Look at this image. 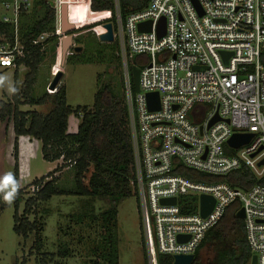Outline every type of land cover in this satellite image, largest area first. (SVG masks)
I'll use <instances>...</instances> for the list:
<instances>
[{"label":"built area","instance_id":"1","mask_svg":"<svg viewBox=\"0 0 264 264\" xmlns=\"http://www.w3.org/2000/svg\"><path fill=\"white\" fill-rule=\"evenodd\" d=\"M89 4L85 0L76 7L102 13L92 12ZM30 5L31 0L3 4L11 15H1L0 21L13 26L15 39L12 45L0 44V68L14 67L23 56L18 16ZM53 9L59 37L63 33ZM103 13L99 21L110 19V12ZM162 20L164 32L158 36ZM84 23L72 25L88 26ZM115 25L147 264H157V254L170 256L172 264L175 256L194 259L206 232L233 203L243 210L251 257L264 264V164L259 165L264 160V0H148L124 18L116 5ZM140 25L150 30L139 31ZM136 56L131 68L139 69V93L128 72ZM154 93L158 109L150 111L147 95ZM233 135L251 138L232 148ZM242 167L257 180L246 190L224 181ZM185 170L206 180L185 176ZM202 195L213 199L205 217L200 215ZM171 199L174 205L160 203Z\"/></svg>","mask_w":264,"mask_h":264},{"label":"trees","instance_id":"2","mask_svg":"<svg viewBox=\"0 0 264 264\" xmlns=\"http://www.w3.org/2000/svg\"><path fill=\"white\" fill-rule=\"evenodd\" d=\"M6 0L4 2H8ZM34 7L42 12L40 18L34 20L32 24L21 23V18L27 14L29 9L21 10L18 16L17 40L22 47V57L15 59V67L24 66L25 84L22 93L19 94L17 81L14 77L15 86L11 99L0 101V121L12 117L13 127L16 136H27L36 139L41 144L42 158L47 162L61 161L56 168L39 179H35L29 187H34L33 196L24 201L23 210L18 214V207L21 199V190L18 188L14 199L11 201L14 206L13 232L27 238L33 234L34 241L30 248L29 256L32 253L38 255L36 261L41 264L47 262L60 264L56 259L67 257L68 247L61 245L55 253H43L42 233L44 225L40 218L29 220V216L35 214L36 207L53 196H74L80 198H90V200H107L108 207L99 214L103 233L100 235V242L93 249L94 255L99 257L100 262L93 260L89 264H118V240H117V207L119 203L130 197L137 199V189L135 182V172L133 165V151L131 145V135L128 120V110L123 88V76L121 70V57L119 54V43L115 25L116 5L122 18L128 13L143 9L148 0H89L92 12L108 11L110 19L81 27L86 30V34H80L72 38V44L82 45L81 52L73 49L66 57V64L75 59L78 63H93L102 61L103 57L90 56L91 51L89 41H84L85 36L92 35L94 25H102V35L106 34L104 24H111L113 41L101 43L100 46L109 52V66L117 64L121 71L120 84L118 90L110 84L101 85L94 94L93 105L76 108L75 114L80 119V124L75 134H67V117L71 113L66 105L64 86L56 85L53 90L46 91L39 97L31 94L32 86L38 66L43 60L44 46H49L52 58L55 57L58 36L55 35V11L46 0H37ZM85 11L83 6L76 7ZM102 17H94L95 21ZM94 21V22H95ZM78 28V29H81ZM77 29V30H78ZM76 31L69 32L68 35L75 34ZM47 37L41 43L33 42L41 35ZM15 39L13 26L0 21V44L12 45ZM75 52V53H73ZM138 56L132 58L128 63V72L131 84V66ZM54 61V60H53ZM58 87V88H57ZM133 92V91H132ZM24 98V104L31 106H43L50 102L51 108L46 113L36 111L21 112L18 106L21 105L20 97ZM72 168L73 180L69 188L57 187L58 178L52 177L55 173H60L64 168ZM224 178L232 187L242 190L248 189L257 180L252 173L242 167L236 173ZM183 175L195 180H206V176L190 170L183 171ZM232 176V177H231ZM196 202L195 197H191ZM0 202L3 207H8L11 203L5 200L4 195H0ZM139 208V205H138ZM240 209V204L233 203L228 206L221 220L210 230H208L195 251L192 264H248L251 252L247 245L243 221L236 216ZM187 213V210H184ZM47 213V210H44ZM78 220L81 216H76ZM143 239V237H142ZM142 245L144 243L142 242ZM144 247V246H143ZM205 249L204 255L200 252ZM157 264H172L170 256L157 254Z\"/></svg>","mask_w":264,"mask_h":264},{"label":"rangeland","instance_id":"3","mask_svg":"<svg viewBox=\"0 0 264 264\" xmlns=\"http://www.w3.org/2000/svg\"><path fill=\"white\" fill-rule=\"evenodd\" d=\"M6 0H0V16L11 15V12L3 9ZM27 14L21 18V23L26 25L40 18L42 12L34 7V2ZM37 1V0H34ZM56 9V16L60 23V7L66 5L68 8V24L77 25L81 20L84 25L97 24L94 17L105 16V13L92 14L79 8H75L85 0H46ZM82 5V4H81ZM101 18L100 20H102ZM88 21V23H87ZM95 21V22H94ZM102 22V21H99ZM102 25H94L91 29L92 35L85 36L84 41H89L91 51L90 56L103 57L102 61L93 63H78L72 59L66 64V57L74 47H79L81 52L82 45L72 44L65 56L64 62L61 57L60 44L68 33L62 34L57 40L55 57L49 51V46H44L43 60L38 66L35 81L32 86L31 94L34 97L41 96L52 82L57 81L58 87L64 86L66 105L71 113L67 117V134H75L80 124V119L75 114L76 108L88 107L93 105L94 94L101 85L110 84L116 91L120 84L121 71L117 64L109 66V52L100 46L104 43L100 39L102 35ZM73 29L72 31H76ZM70 31V32H72ZM86 30L78 29L72 38L80 34H86ZM75 53V52H73ZM54 60V61H53ZM141 64L139 67H143ZM24 66L11 67L9 69L0 68V101H8L12 97L15 86L14 77L17 81V91L22 93L25 84ZM57 87V88H58ZM24 98L20 97L21 105L18 109L21 112L36 111L46 113L50 108V102L43 106H31L22 103ZM61 161L47 162L41 155V144L38 140L27 136H16L13 127V118L9 117L0 121V185L3 184L6 176L11 174L21 190L22 201L18 207V214L22 213L24 201L33 196V189L29 187L35 179H39L52 172ZM74 171L72 168H64L60 173H55L52 177L58 178L57 187L69 188L72 185ZM11 183L0 190V195H6L11 190ZM108 207L107 200L90 198H80L74 196H53L50 200L39 204L34 215L29 216V220L40 218L43 223V253H55L61 245L68 247L69 253L65 258L56 259L60 264H89L99 257L94 255L93 249L100 242V235L103 233L99 214ZM47 210V213H44ZM14 206L11 203L8 207H3L0 202V264H41L36 261L37 254L29 256L34 236L30 234L27 238L13 232ZM80 215L78 220L76 216ZM117 240H118V264H147V256L143 237V227L140 219L138 203L135 197H130L121 201L117 207ZM143 237V239H142ZM144 246V247H143ZM205 249L200 254L204 255ZM45 264H54L47 262Z\"/></svg>","mask_w":264,"mask_h":264},{"label":"water","instance_id":"4","mask_svg":"<svg viewBox=\"0 0 264 264\" xmlns=\"http://www.w3.org/2000/svg\"><path fill=\"white\" fill-rule=\"evenodd\" d=\"M103 28L107 31L106 34L101 35L100 39L104 42H112L114 37H113V32H112V26L111 24L107 23L103 25ZM60 29L61 32L63 34L65 33H69L70 31H72L74 29L72 24H68L67 23V7L66 5H62L61 6V10H60ZM149 31L150 30V25H148L147 27L145 25H140L139 26V31ZM164 30V21H160L158 23L157 26V34L158 36L163 35V31ZM72 45V36L71 35H67L66 38H64L60 44V48H61V57H62V61L64 62L65 56L67 54V51L69 49V47ZM73 50L75 52L80 51L79 47H74ZM223 55V54H222ZM197 69V68H195ZM131 75H132V81H133V87H134V91L135 93H139V69L136 67H132L131 68ZM56 85H58V82H52L48 89L49 90H53ZM147 100H148V109L150 111H154L156 109H158V98H157V94H149L147 95ZM217 121V117L213 118L210 123L209 126L212 125L214 122ZM251 138V135H233L229 141H228V145L232 148H239L242 145H245L249 142ZM264 164V160L261 161L259 163V165ZM161 204H175V199H171V200H162L160 202ZM199 204H200V215L202 217H205L206 215H208V213L211 211L212 206H213V199L209 196L206 195H202L199 198ZM236 216L239 219H243L244 215H243V210L239 209L238 212L236 213ZM193 256L192 255H188V256H175L174 257V261L173 264H190L192 262ZM250 264H256V258L255 256L251 257V263Z\"/></svg>","mask_w":264,"mask_h":264},{"label":"clouds","instance_id":"5","mask_svg":"<svg viewBox=\"0 0 264 264\" xmlns=\"http://www.w3.org/2000/svg\"><path fill=\"white\" fill-rule=\"evenodd\" d=\"M9 183H11L12 187L11 190L8 191L5 195V200L11 203V201L14 199L19 185L15 182L11 174L5 177L4 182L2 185H0V190H3L5 186H7Z\"/></svg>","mask_w":264,"mask_h":264},{"label":"crops","instance_id":"6","mask_svg":"<svg viewBox=\"0 0 264 264\" xmlns=\"http://www.w3.org/2000/svg\"><path fill=\"white\" fill-rule=\"evenodd\" d=\"M2 69H5V68H2ZM6 69H9V68H6ZM58 163V162H57Z\"/></svg>","mask_w":264,"mask_h":264}]
</instances>
